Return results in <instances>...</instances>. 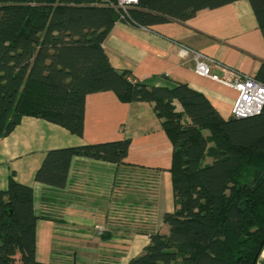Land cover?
<instances>
[{
	"label": "trees",
	"instance_id": "16d2710c",
	"mask_svg": "<svg viewBox=\"0 0 264 264\" xmlns=\"http://www.w3.org/2000/svg\"><path fill=\"white\" fill-rule=\"evenodd\" d=\"M237 1L137 0L123 13L117 0H0V138L23 117L81 137L86 96L111 92L122 103L151 104L170 141L174 209L163 216L167 231H137L149 243L127 264H256L264 250V103L257 115L223 119L187 84L149 85L114 69L103 49L116 22H182ZM246 1L264 41V0ZM253 78L264 85V63ZM129 145L125 139L48 151L34 179L61 190L73 158L127 166ZM38 218L49 219L34 215L32 189L11 175L0 191V264H43L35 259Z\"/></svg>",
	"mask_w": 264,
	"mask_h": 264
},
{
	"label": "crops",
	"instance_id": "0c3cea01",
	"mask_svg": "<svg viewBox=\"0 0 264 264\" xmlns=\"http://www.w3.org/2000/svg\"><path fill=\"white\" fill-rule=\"evenodd\" d=\"M110 65L153 86L187 84L223 119L231 117L235 90L196 73L192 54L255 77L264 41L246 0L201 10L185 21L150 27L116 22L103 43ZM189 51L186 58L180 53ZM177 110L178 105L175 103ZM128 139L127 166L75 157L65 188L35 181L48 151ZM172 146L152 105L122 103L111 92L85 99L81 137L45 120L23 117L0 138V191L14 180L32 189L35 259L43 264H127L149 243L137 231L166 233L163 216L174 209L169 168ZM110 236L102 240L94 227ZM130 227V228H128ZM129 229V231H126Z\"/></svg>",
	"mask_w": 264,
	"mask_h": 264
},
{
	"label": "built area",
	"instance_id": "2783aa9c",
	"mask_svg": "<svg viewBox=\"0 0 264 264\" xmlns=\"http://www.w3.org/2000/svg\"><path fill=\"white\" fill-rule=\"evenodd\" d=\"M136 3L137 0H117L114 8L126 13V10ZM188 54L189 51L186 49L180 53L183 58H186ZM192 59L195 63L194 69L196 73L236 91L237 98L232 106L231 117L242 119L257 115L260 112L264 103L263 84L259 83L252 77L243 75L236 69L228 68L223 65H218L222 72L221 75L211 74L210 64H212V60L197 53L192 54ZM94 228L97 235L103 233V227L95 226Z\"/></svg>",
	"mask_w": 264,
	"mask_h": 264
},
{
	"label": "rangeland",
	"instance_id": "374dc122",
	"mask_svg": "<svg viewBox=\"0 0 264 264\" xmlns=\"http://www.w3.org/2000/svg\"><path fill=\"white\" fill-rule=\"evenodd\" d=\"M205 134H207V132H205ZM96 226L102 227V224H98ZM94 230H95V228H94ZM256 264H264V250L260 254L259 260Z\"/></svg>",
	"mask_w": 264,
	"mask_h": 264
}]
</instances>
